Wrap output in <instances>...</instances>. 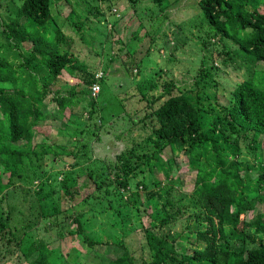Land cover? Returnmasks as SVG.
<instances>
[{
	"label": "trees",
	"instance_id": "trees-1",
	"mask_svg": "<svg viewBox=\"0 0 264 264\" xmlns=\"http://www.w3.org/2000/svg\"><path fill=\"white\" fill-rule=\"evenodd\" d=\"M58 1L0 0V264H85L84 251L95 256L88 264H264V213L255 211L264 203V71H258L264 67V0H198L207 31L192 23L196 36L183 35L182 45L169 43L170 54L186 55L176 67L183 78L174 79L173 70L148 77L145 64L133 57L122 59L134 77L127 99L139 95L146 105L128 117L108 119L100 108L101 94L92 96L91 87L96 82L102 86L109 67L70 49V40L56 27L58 15L52 8ZM86 1L89 8L81 15L70 14L79 17L73 29L91 47L99 34L96 55L105 59L108 42L107 62H115L121 51L128 52L130 38H138L134 34L141 26L136 8L134 16L118 14L139 0ZM178 1L152 0L163 13L157 19H169L168 9ZM103 15L106 33L91 19ZM195 15L186 12L187 21ZM172 21L182 33L186 20ZM186 48L190 53L184 54ZM193 51L199 53L194 59ZM219 61L242 71L243 80L231 82L223 76L215 66ZM100 72L103 77L97 78ZM67 74L75 81L61 80ZM80 96L90 99L88 116L69 108L68 98L82 104ZM47 103H57L66 127L58 141L45 137L34 144L37 129L48 127ZM63 105H68V115ZM123 120L128 129L117 135L125 144L123 151L114 161L96 158L91 142L98 129L108 133L110 122ZM184 156L196 179L186 194L170 201L172 192L162 188L171 177L178 185L171 172L177 157ZM56 158L72 159L74 173L53 176ZM156 168L164 181L156 177ZM86 184L90 188L79 190ZM150 185L157 189L148 191L146 200L131 203ZM79 196L84 199L77 201ZM64 197L73 204L64 206ZM20 203L39 207L35 224L24 225L23 217L13 214L21 210ZM144 217L151 219L149 226L143 224ZM100 219L105 226L99 225ZM182 220L184 229L176 232L174 225ZM36 225L45 238L24 244ZM65 225L74 241L61 231ZM134 233L140 242L131 241ZM134 248L140 256L133 254ZM105 249L114 251L105 255Z\"/></svg>",
	"mask_w": 264,
	"mask_h": 264
},
{
	"label": "rangeland",
	"instance_id": "rangeland-1",
	"mask_svg": "<svg viewBox=\"0 0 264 264\" xmlns=\"http://www.w3.org/2000/svg\"><path fill=\"white\" fill-rule=\"evenodd\" d=\"M69 3L66 2V0L58 1L57 4L53 6V14H57L58 17L55 20L56 27L58 26L59 29L63 32L64 37H68L70 41H67V44L71 45V50L75 53L79 54L81 57L88 58L89 62L93 63L95 60H102L104 65L108 68V75L104 82L102 83L103 91L101 92V99L99 101L100 108L102 109V114L106 119L111 117H117L118 115H127L130 112H133L134 110H141L146 105V102H143L140 100L139 95H133L130 97V99H127L129 96V93L131 92V89L128 87H131L132 84H134L133 80L134 77H132L129 73L128 68L124 65V61L132 57L136 62H141L146 65V72L145 74L148 75V77H151L152 75L155 76V78H159L161 73L172 71L174 73L173 78L174 79H181L183 78L184 74L181 69L177 70V61H179L181 58L184 60L186 55H183L180 51H177L175 54H170L169 49V43H172V41L178 42L180 45H182L185 41L186 37H193L196 36L197 32L191 34L193 30L192 23H196V26L199 27V30L204 33L206 30L207 24L204 20V15L202 14L200 7L197 5L198 0H179L178 4H172V6L168 9L169 13V19L165 18L163 21L158 20L157 17L163 16L162 12L159 10H155L156 3L152 2V0H139L138 4L134 5V7H124V10H122V13L120 12L118 16H123L126 14V16H134L133 8L137 9V13L141 16V26L137 27V33L134 35L138 38H130L132 41L128 42L126 41L128 35H126L124 38V41L128 44V52L126 49L120 52L119 58L115 62H112L108 64L107 55L110 53V47L111 45L107 42V44H104V57L105 59H102L96 55L99 48V39L97 34L95 38L96 41H94L93 47L87 46L84 42L80 41L77 31L73 29V21L78 20V16L75 18H72L70 16L72 11H76L78 15H81V10H84L86 8H89V3L86 0H68ZM94 4V2H92ZM121 3V2H120ZM185 3H187L185 5ZM119 6V5H117ZM187 9H185V7ZM118 10L119 7H116ZM183 8L187 11H183ZM154 9V10H153ZM151 10V11H150ZM194 10L196 11V15L194 13ZM186 12H192L193 15H195L194 19L192 21H187ZM184 13V14H183ZM172 18L176 19L178 22L185 21L184 28L180 33L179 30L177 31L176 23L172 21ZM92 21H95L96 26H100L102 29V33H106L108 29L106 30L103 26L106 25L107 18L103 15V17H100V19L97 18H91ZM101 20L100 23L98 21ZM131 30V29H128ZM126 31V29L123 30V33ZM149 32V34L147 32ZM191 34V35H190ZM92 37V35H91ZM104 37V36H103ZM74 38V42L72 41ZM104 39V38H103ZM73 42V43H72ZM92 42V41H91ZM99 44V45H98ZM25 47H33V42H25ZM172 46H175L172 44ZM149 47V48H148ZM30 49V48H29ZM28 50V49H24ZM148 50V52H147ZM90 51V52H89ZM116 52L118 50L116 49ZM190 53V49L186 48V52L184 54ZM197 54L194 53L190 55L191 58H196ZM125 56V59L123 58ZM118 58V57H117ZM124 61H123V60ZM172 60L170 62L169 60ZM193 65V63H190ZM183 66V65H182ZM185 66V65H184ZM215 66L219 68L220 73L223 76H226V78H231V82H237L243 80V72L242 71H236L229 67H224L221 65V62L215 63ZM182 68V67H181ZM135 69V68H134ZM162 69V70H161ZM258 71H264V67H259ZM136 72V71H134ZM182 72V73H181ZM103 76V73H98L97 77ZM62 78V79H61ZM61 80H67L70 79L72 82L75 81L74 78L70 77L68 74L64 77H61ZM79 97V96H77ZM81 100H83L82 104H76L75 100L71 97L68 98L67 102L69 108L73 109L74 112H77L78 115H81L82 113L86 116L89 115V109H90V99L85 98L84 96H80ZM85 99V100H84ZM48 102V99H47ZM68 105H63L62 108H65L67 115L69 114ZM87 108V112L85 109ZM59 109L57 103H50L44 105V111L47 114L48 122L45 124L48 127H40L37 129L35 135L33 136L32 143H37L40 141H43V139L46 137L48 141L56 142L63 136V134L60 133L61 128L66 127V119H62V117L58 116L57 110ZM85 111V112H84ZM116 119V118H115ZM95 122V121H94ZM80 123V122H79ZM100 123L97 124V127ZM128 124L126 120H123L121 122H117L116 124H113V122H110V132L103 134L98 129V136L94 137L91 142V147L93 151V155L96 158L106 160L107 162L114 161L116 157L123 151L125 144L123 141L118 139L117 135L122 131L123 129H128ZM72 126V125H71ZM95 129V127H94ZM147 137V136H145ZM264 140V136L261 138ZM154 140H157V137H154ZM149 145H146L148 147ZM264 147V143L261 145ZM54 159V158H53ZM72 159H55V163L50 170L54 175L57 173L65 172L66 175L71 176L74 172V168L71 167ZM175 168L173 169V172L171 174H174V177H178L180 182L177 185V182H175V179L171 177L169 180V183L165 182V185L162 188L163 192H172L173 195H169L170 201H174L175 197L180 196L182 197L183 194H186L185 192L189 191L190 185H193L192 182H195L196 174L193 170L190 169V166L188 164V157L184 156L183 158L176 159ZM155 174L158 180L164 181L166 179L165 175H163L160 172L159 168L155 169ZM146 178L149 182L152 181L151 175L147 172ZM62 179V175H60L59 180ZM89 184L78 186L79 190L84 191L90 187ZM157 188L153 185H150L149 189L147 191H144L139 199L132 198L131 203L135 201L137 205L141 204L143 200H146V198L149 196L148 191H154ZM124 191V190H122ZM133 191L129 194H127L124 199L128 201V198L131 197V194ZM102 195V194H99ZM67 197L62 198V204L64 206H71L73 202L66 200ZM84 199L83 196L76 197L77 201H81ZM126 201V202H127ZM104 204L108 207L109 201H105ZM115 204V203H114ZM21 210L18 212L14 211L13 214L18 217L22 216L24 219V225L27 224H35L37 222V210H39V207H34V210L30 208L28 203H20ZM113 205V204H112ZM106 207V208H107ZM113 208H116L115 205H113ZM135 209V208H134ZM257 213L263 212L264 213V203H261L258 205V210H255ZM141 216H145L144 208H141L140 210ZM190 212V211H189ZM132 216H136V211L132 210L130 211ZM137 222L136 225L139 226L138 219H135ZM193 222H195L193 220ZM99 225L105 226V223L103 219L99 220ZM151 223V219L144 217L143 218V224L148 225ZM141 224V223H140ZM186 224V220H182L178 225H174L176 232H180L184 229V225ZM34 228V227H33ZM68 226L65 225L61 229V231L66 235V239L70 241H74V238H71L68 235ZM29 235L26 237L24 244L30 245L31 242L36 240L37 238H45V233L43 230H38L37 225L36 228L31 230ZM47 239V238H46ZM131 241L140 242V236L137 233H134L130 236ZM106 254L112 253L114 250H107L105 249ZM134 255L140 256L141 251L137 250V248H134V251H132ZM101 256L102 259L105 260L107 263L108 260H106V256ZM95 256L87 255L84 251L82 253L81 260L85 264L90 263L91 259H94ZM108 259V258H107ZM23 264L24 261L22 260Z\"/></svg>",
	"mask_w": 264,
	"mask_h": 264
},
{
	"label": "built area",
	"instance_id": "built-area-1",
	"mask_svg": "<svg viewBox=\"0 0 264 264\" xmlns=\"http://www.w3.org/2000/svg\"><path fill=\"white\" fill-rule=\"evenodd\" d=\"M100 92H101V86L99 84L95 83L92 86V94H93V96H98Z\"/></svg>",
	"mask_w": 264,
	"mask_h": 264
},
{
	"label": "clouds",
	"instance_id": "clouds-1",
	"mask_svg": "<svg viewBox=\"0 0 264 264\" xmlns=\"http://www.w3.org/2000/svg\"><path fill=\"white\" fill-rule=\"evenodd\" d=\"M149 48V47H148ZM147 52H148V50H147ZM103 76L101 75V76H99V77H97V78H102ZM96 84H99L100 86H101V84L99 83V82H96ZM94 85V84H93ZM92 85V86H93ZM92 88V87H91ZM92 92V91H91ZM101 92H102V86H101ZM101 92L99 93V95L101 94ZM98 95V96H99ZM92 96H93V94H92ZM98 96H94V97H97L98 98Z\"/></svg>",
	"mask_w": 264,
	"mask_h": 264
}]
</instances>
